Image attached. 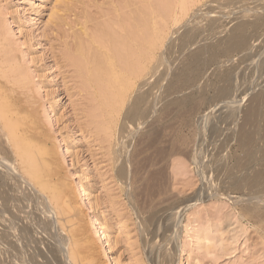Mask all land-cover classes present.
I'll return each instance as SVG.
<instances>
[{
  "label": "rangeland",
  "instance_id": "374dc122",
  "mask_svg": "<svg viewBox=\"0 0 264 264\" xmlns=\"http://www.w3.org/2000/svg\"><path fill=\"white\" fill-rule=\"evenodd\" d=\"M128 1L130 0H0V86L10 96L9 101L14 107L26 108L37 116L36 122L42 129L36 126L35 130L37 129V133L40 132L41 140L44 139L43 141L51 144L55 153V165L52 169L55 171L53 181L57 191L64 190L65 183L70 184L67 199L73 201L79 213L81 212V215L77 214L79 217L76 215L77 217L72 218V214L76 213L68 207V203L65 200L56 203L51 201V203V193H42L41 195L45 196L47 201L44 197L43 200L38 194L39 191L37 192V189L29 185L28 181H24L26 179L22 177L17 164H13V170L18 168L15 171L20 177L17 175V179H14L15 171L13 172L12 169L10 171V166L6 167L9 164L3 162L4 160L10 161V164L11 161L13 163L14 156L0 145V169L4 166L6 167L4 170L8 168V171L2 170L1 173L4 171L6 175H11V172L13 174L12 178L7 176L6 181L0 178V210H2L0 211V249L2 248L0 264H16L17 262H19L17 264L23 262L50 264L54 258L56 261L54 260L53 264L56 262L62 264L63 254L66 252L64 248L66 246L80 247L85 236L92 238L95 250L81 249L80 257L87 256L80 258L79 264H264V189H251L245 181L251 178L254 171L264 166V160H261L264 158L263 134L258 133L256 136L252 150L254 160L248 157L247 151L239 144L241 128L245 123L244 116L250 105L252 106L253 98L264 94V22L257 29H248V49L245 48L225 57L221 53L223 46L220 45L215 63L209 64L210 53L205 52L204 69L202 68L203 72L199 77L188 76L186 71L187 68H191L190 55L193 52L200 47H215L226 41L240 18L263 21L264 0H204L197 6H193L189 12L190 17L187 15L178 24H173L166 18L164 22H169L168 30H166L168 33L165 34L163 47L157 51L158 64L155 61L157 76H152L151 83L149 80L150 85L144 87L146 92L150 91V99L155 97V101L149 100L150 103L147 106L149 111L145 109L148 113L147 117L133 124L132 121L124 123L128 108L126 107L122 112L125 116L121 115L122 119L119 118L118 126L115 130L111 129L113 134L109 136L111 131L108 132L107 123L104 125L102 122L105 123L107 120L101 116L95 89L90 87L88 82L86 83V77L79 73L70 58L75 52L78 39L86 44L93 41L92 39L96 38L97 34L94 33L98 32V26L111 24L118 15L116 11L119 10L121 14ZM145 1L131 0L130 2L137 3V7L142 8ZM212 14L217 16L214 17ZM107 15L112 17L109 18ZM157 18L158 22L161 18ZM164 22L159 21V24ZM189 33L197 34V36L184 46V38ZM91 35L94 37L92 38ZM186 48L187 51H185ZM191 48L194 49L191 50ZM165 53L170 56L167 57ZM6 64L8 66H5ZM14 68H18V71H14ZM6 73L7 75H4ZM229 78L230 81H227ZM139 84L138 86L141 85ZM157 85L158 87L155 88ZM221 85L228 88L230 86L229 99L227 96L223 97L225 99L220 98L216 93ZM144 89L143 92H145ZM98 115L101 116V120ZM101 122L104 126L100 124ZM119 126L125 128L128 134L121 133L122 129ZM260 126L259 123L258 129ZM257 127L253 126L251 130H257ZM42 130L47 135L41 133ZM2 156L5 159H2ZM114 160L116 167L113 166ZM122 165H128L127 176L124 178L118 174ZM234 175L236 182L233 179ZM230 177L232 181L228 180ZM20 180L27 184L20 185ZM33 195L35 198L32 199ZM258 196H261L259 198L263 205L259 199L258 201L256 199L254 203L248 202L251 197L254 200ZM62 203H66L65 207ZM26 205L29 207L26 208ZM59 207L60 210H58ZM18 209L23 211L20 212ZM8 215L12 218L11 221ZM19 218L21 222L18 221ZM27 220L31 221L32 226ZM75 222L76 224H73ZM9 229L12 231L7 233ZM104 230L108 241L107 237L101 236ZM20 231L26 232L21 236ZM83 231L86 233L82 234ZM31 235L36 238V243ZM61 239L66 246L62 247ZM36 248L40 253L43 252V256ZM6 249H10L11 254ZM58 249L60 252L57 251ZM35 250L39 254H36ZM46 252L47 257H45ZM54 252L60 253L59 257L55 256L57 254ZM16 255L23 257L21 258L23 261L20 262V258ZM30 255L37 257L32 258ZM12 257L15 258L16 261H13L16 263L12 261ZM17 257L19 259H16ZM40 257L42 260L46 258H44L46 261L43 260L45 263L41 262L42 260L39 261ZM56 257L59 258L58 261ZM153 259L156 260L153 261Z\"/></svg>",
  "mask_w": 264,
  "mask_h": 264
},
{
  "label": "bare ground",
  "instance_id": "6f19581e",
  "mask_svg": "<svg viewBox=\"0 0 264 264\" xmlns=\"http://www.w3.org/2000/svg\"><path fill=\"white\" fill-rule=\"evenodd\" d=\"M131 1V0H130ZM130 1H128V3H126L125 5V8L124 10L126 11H122V13L120 14V11H116V18L114 19V21L111 23V24H114V25H111L109 23V26H107V24L104 26V25H99L98 26V32L97 33H94V34H97L96 35V38L95 39H92L93 41H91L90 43L86 44L84 41L78 39V41L76 42V47H75V52H73L74 54L71 55V61H72V64L78 69L79 73H81L82 76H85L87 81L86 83L88 82V84H90V87H93L95 89V93L97 95V99L98 101V107H99V110L101 112V116L104 117L107 122L103 124L107 125V129L109 130L108 132L111 131V129L115 130V128L118 126V122H119V118L121 117V115L123 114L122 112L125 111L126 107L127 108V112H125V115L123 114V116H125V120H124V123H127L128 121H132V124L133 122L135 121H138V120H141V119H145L148 115V113L145 112V109L146 111H149L147 109V106L149 105L150 101L149 100H154L155 101V97L154 99H150V94L149 92L145 91L144 87L147 86V85H150L149 84V80L152 76L155 75V71L157 70V66L155 64V61H156V58H157V51L163 47V44H164V39H165V34H166V30H168V23L167 21L164 22V20L166 18H168L169 21H172L173 24H178L179 22H181V20L183 18H185L187 15L189 16V12L190 10L193 8V6H197L198 4L202 3V1L204 0H146L144 2V6L141 7H137V3H131ZM133 1V0H132ZM223 1V0H222ZM227 1V0H226ZM229 1V0H228ZM261 1V0H260ZM140 2V1H139ZM253 2V1H252ZM256 2V1H255ZM226 3V2H225ZM235 3V1H234ZM247 4V2H245ZM119 5V4H118ZM117 5V6H118ZM122 5V4H121ZM216 5V4H215ZM220 5V4H219ZM224 5V4H223ZM243 5V4H242ZM249 5V4H248ZM253 5V4H252ZM260 5V4H259ZM212 6V4H211ZM214 6V5H213ZM218 6V5H217ZM238 6V5H236ZM247 6V5H246ZM119 7V6H118ZM209 7V5H208ZM226 7V5H225ZM239 7V6H238ZM251 7V6H250ZM195 8V7H194ZM218 8H221L220 6H218ZM227 8V7H226ZM235 8V7H234ZM233 8V9H234ZM248 8V7H247ZM246 8V9H247ZM252 8V7H251ZM122 8L120 7V10ZM216 9V8H215ZM244 9H245V6H244ZM243 9V11H244ZM250 9V8H249ZM229 11V9H227ZM235 10V9H234ZM241 10V9H240ZM208 11V10H207ZM211 11V10H209ZM213 11V9H212ZM211 11V12H212ZM215 11V10H214ZM217 11V10H216ZM225 11V10H224ZM237 11V10H236ZM234 12V11H233ZM232 12V13H233ZM242 12V10L240 11ZM245 12V11H244ZM243 12V13H244ZM260 12V11H259ZM258 12V14H259ZM263 11H261L262 13ZM216 13V12H214ZM229 13V12H228ZM237 13V12H236ZM230 14V13H229ZM228 14V15H229ZM235 14V12H234ZM246 14V13H245ZM213 15V14H212ZM216 15V14H215ZM215 15H213L215 17ZM109 17V15H107ZM114 16V15H113ZM166 16V17H165ZM208 16V15H207ZM217 16V15H216ZM224 16V15H223ZM222 16V17H223ZM233 16V15H231ZM230 16V17H231ZM248 16V15H247ZM251 16V15H250ZM264 16V14H263ZM112 16H110L109 18H111ZM161 18L160 20L158 18ZM190 17V16H189ZM212 17V16H210ZM221 17V18H222ZM229 17V16H228ZM252 17V16H251ZM156 18L158 19V22L156 20ZM195 18V17H194ZM199 18V17H198ZM205 18V17H204ZM219 18V17H217ZM215 18V19H217ZM234 18V17H233ZM260 18V17H259ZM113 19V18H112ZM201 19V18H200ZM208 19H209V16H208ZM263 19V17H262ZM110 20V19H108ZM184 20V19H183ZM202 20V19H201ZM207 20V19H206ZM220 20V19H219ZM222 20V19H221ZM220 20V21H221ZM253 20V19H252ZM159 21L161 22H164V23H160L159 24ZM191 21V20H190ZM199 21V20H198ZM205 21V20H204ZM219 21V22H220ZM197 22V20H196ZM206 22V21H205ZM233 22V21H232ZM263 21H259L258 20H254V21H250V20H247L244 19V18H240L239 20H237V22L235 23V21L233 23H235V25L233 26V31L230 35V37H228L226 39V41L220 43V44H217V46L213 47V46H204V47H200L197 51L193 52L191 55H190V63H191V68H187L186 71L188 73V76H192V77H199L202 72H203V63L205 64V62L203 61V57L206 56L205 52H209L210 53V58H209V64H211L210 62H214L216 61L217 59V56L219 55V50H220V45L223 46V49L221 50V53L222 55H225L228 56L234 52H238V51H242V50H245V48H247L248 46V37H247V32H249L250 28H254V29H257L260 27V24L263 23ZM192 23V22H191ZM194 23V22H193ZM198 23V22H197ZM202 23V21H201ZM215 23H216V20H215ZM222 23V22H221ZM225 23V22H224ZM223 23V24H224ZM98 24V23H97ZM190 24V23H189ZM219 24V23H217ZM228 24V23H227ZM195 25V24H194ZM199 25V24H198ZM216 25V24H215ZM231 25V24H230ZM113 26V27H112ZM187 26H189L187 24ZM192 26V24H191ZM217 26V25H216ZM222 26V24H221ZM170 27V26H169ZM178 27V25L176 26ZM214 27V26H213ZM96 28V27H95ZM215 28V27H214ZM172 29V28H171ZM192 29V27H191ZM209 29V27H208ZM249 29V30H248ZM186 30H189L186 28ZM211 30V29H210ZM209 30V31H210ZM213 30V28H212ZM216 30V29H215ZM214 30V31H215ZM262 30V29H261ZM180 31V30H179ZM182 31V30H181ZM199 31V30H198ZM201 31V30H200ZM217 32V31H216ZM259 32V31H258ZM168 33V32H167ZM185 33V32H184ZM192 33V32H191ZM187 34L184 38V46L188 43H190L191 41H193L195 39V37L197 36V34ZM214 33V32H212ZM199 34V33H198ZM168 35V34H167ZM185 35V34H184ZM89 36V35H88ZM92 36V35H91ZM94 36H92L93 38ZM167 37V36H166ZM201 37V36H200ZM254 37V36H253ZM90 38V37H89ZM202 38V37H201ZM87 39V38H86ZM182 39V38H181ZM259 39V38H258ZM85 40V39H84ZM180 40V39H179ZM252 41V39H251ZM88 42V40H87ZM196 43V41H195ZM203 43V42H202ZM209 43V42H208ZM204 44V43H203ZM212 44V43H211ZM213 45V44H212ZM251 45V44H250ZM249 45V46H250ZM254 46V44H253ZM174 47V46H173ZM176 47V46H175ZM180 47V46H179ZM192 47V46H191ZM195 47V46H194ZM251 47V46H250ZM249 48V47H248ZM247 48V49H248ZM173 49V48H172ZM181 49V47H180ZM194 49V48H193ZM191 48V50H193ZM211 49V50H210ZM246 49V50H247ZM179 50V49H178ZM190 50V49H188ZM168 51V50H167ZM172 51V50H171ZM175 51V50H174ZM173 51V52H174ZM187 51V48L186 50ZM252 51V50H251ZM181 52V51H179ZM168 53V52H167ZM175 53V52H174ZM185 53V52H184ZM182 53V55L184 54ZM188 53V52H187ZM247 54V52H245ZM257 53V52H256ZM235 54V53H234ZM239 54V53H238ZM166 55V53H165ZM162 56V55H161ZM160 56V57H161ZM167 57L170 56V55H166ZM172 57V56H171ZM222 57V56H221ZM255 57V56H254ZM159 58V57H158ZM205 58V57H204ZM259 58V57H258ZM251 59V58H250ZM261 59V58H260ZM158 60V59H157ZM230 60V59H228ZM233 60V59H232ZM246 61V60H244ZM243 61V62H244ZM254 61V60H253ZM163 64H164V61H162ZM157 63V61H156ZM166 63V62H165ZM207 63V62H206ZM253 63V62H252ZM2 64V63H1ZM158 64V63H157ZM162 64V63H161ZM12 65V64H11ZM5 66H8V64H6ZM249 66V65H248ZM2 67V66H1ZM162 67V66H161ZM6 68V67H5ZM203 68V69H202ZM163 69V68H162ZM166 70V68H165ZM12 71V70H11ZM14 71H18V68H14ZM185 71V70H184ZM160 72V71H159ZM2 73V72H1ZM164 73V72H163ZM186 73V72H185ZM229 73V72H228ZM247 73V72H246ZM9 74V73H8ZM12 73L10 72V75ZM223 74V73H222ZM4 75H7L4 74ZM215 75V74H214ZM228 75V74H227ZM233 75V74H232ZM235 75V74H234ZM157 76V75H155ZM154 76V77H155ZM181 76V75H180ZM186 76V75H185ZM218 76V75H217ZM221 76V75H220ZM231 77V76H230ZM184 78V77H183ZM187 78V77H186ZM226 78V77H224ZM6 79V78H5ZM12 79V78H11ZM14 79V78H13ZM16 79V78H15ZM152 79V78H151ZM4 80V79H3ZM166 80V78H165ZM186 80V79H185ZM199 80V79H198ZM212 80V79H211ZM264 80V79H263ZM14 81V80H13ZM16 81V80H15ZM143 81V82H142ZM152 80H150V83H151ZM217 81V80H216ZM227 81H230V78L227 80ZM3 82V81H1ZM9 82V81H8ZM142 82V83H141ZM155 82V81H154ZM189 82V81H188ZM225 82V81H224ZM223 82V83H224ZM264 82V81H263ZM141 85H140V84ZM185 84L187 83V80L184 82ZM220 83L222 84V82L220 81ZM138 84L140 86H138ZM157 84V83H156ZM163 84V83H162ZM232 84V83H231ZM238 84V83H237ZM87 85V84H85ZM155 85V84H154ZM158 85H160V83H158ZM155 86V88L158 87ZM171 85V84H169ZM178 85V84H177ZM193 85V84H192ZM152 86V85H151ZM176 86V85H175ZM20 87V86H19ZM149 87V86H148ZM161 87V86H160ZM178 87V86H177ZM197 87V86H196ZM220 87V86H219ZM218 87V88H219ZM222 87V85H221ZM219 89V91H217L216 93H218V96L220 98H223V97H228L229 93L230 92V86L229 88L227 86H224ZM151 88V87H150ZM150 88H147V89H150ZM162 88V87H161ZM160 88V89H161ZM164 88V87H163ZM179 88V87H178ZM235 88V87H234ZM90 89V88H89ZM88 89V90H89ZM144 89L145 92H143L142 90ZM172 89V88H171ZM193 89V88H191ZM158 90V89H157ZM236 90V89H235ZM180 91V90H179ZM160 93V92H159ZM19 94V93H18ZM153 94V93H151ZM158 95V93H156ZM166 94V93H165ZM174 94V93H173ZM215 94V93H214ZM91 95V94H90ZM247 95V94H246ZM257 95V94H256ZM155 96V95H154ZM165 96V95H164ZM232 96V95H231ZM238 96V95H237ZM9 97L7 92L3 91V88L0 86V145L1 146H4L3 148L6 149V152L8 153H11L13 156V159H14V162L12 163L11 161V164H10V161H4L3 162H6L8 163L9 165H6V167L10 166V171L11 169L13 170V166L15 164L18 165V168H19V171L22 173V177L26 180L24 181H28V183H30L29 185H32L35 189H37L36 191L38 192V194H46V193H51V197H50V202L51 201H55L56 202H63V200H65V202L68 203V207L71 208V210L76 213V214H72V218L74 217H77L78 215H81V212L79 213L78 211V208H77V205L72 203L71 201H69L67 198H68V194H69V185H67V183H65L63 186H64V190L62 191H57V186L54 184L55 182L53 181V175L55 172L54 169H52V167L55 165V153L53 152V147L51 146V144L49 145L46 141H43L41 140L40 138V135L39 133L36 132L35 128L36 126L40 127V125L36 122V119L35 117H37L36 115L34 116V113H31L29 111L26 110V108H22V107H14L11 102L9 101ZM17 97V96H16ZM163 97V96H162ZM243 97V96H241ZM251 97V96H250ZM24 98V97H23ZM167 98V97H166ZM169 98V97H168ZM204 98V97H203ZM234 98V97H233ZM253 98V97H252ZM251 98V99H252ZM171 99V98H170ZM200 99V98H199ZM225 99V98H223ZM223 99H220V100H223ZM229 99V97H228ZM239 99V98H238ZM13 100V98L11 99V101ZM18 100V99H17ZM161 100V99H160ZM163 100V98H162ZM204 100V99H202ZM201 100V102H203ZM219 100V101H220ZM227 100V99H226ZM225 100V101H226ZM241 100V99H240ZM234 101V100H233ZM252 106L250 105L249 107V110L248 112L246 113V116L245 117V120L243 123V127L241 128V132H240V136H239V144L240 146L245 149V151H247L248 153V157H250L251 159H253V148H254V145H255V140H256V136L258 133H262L263 134V138H264V94H259V96H256L253 98L252 100ZM13 102V101H12ZM15 102V101H14ZM20 102V101H19ZM162 102V101H161ZM169 102V101H168ZM200 102V101H199ZM200 102V103H201ZM217 102V101H216ZM17 103V102H15ZM25 103V102H24ZM172 103V102H171ZM204 103H205V100H204ZM221 103V102H219ZM230 103V102H228ZM233 103V102H232ZM152 104V103H151ZM155 104V103H153ZM157 104V103H156ZM155 104V105H156ZM160 104V102H159ZM231 104V103H230ZM238 104V103H237ZM21 105V104H20ZM23 105V104H22ZM129 105V106H128ZM221 105V104H220ZM219 105V106H220ZM235 105V104H234ZM97 106V105H96ZM218 106V107H219ZM153 107V105L151 106ZM150 107V108H151ZM156 107V106H155ZM228 107V106H227ZM97 108V107H96ZM215 108V107H214ZM224 108V107H223ZM156 109L158 110V107H156ZM167 109V108H166ZM216 109V108H215ZM214 109V110H215ZM98 110V108L96 109ZM152 110V108H151ZM150 110V111H151ZM155 110V109H154ZM201 110V109H200ZM223 110V109H222ZM99 112V113H100ZM157 112V111H156ZM210 112V111H209ZM216 112V111H215ZM152 114V112L150 113ZM149 114V115H150ZM205 114V112H204ZM203 114V115H204ZM154 115H157V114H154ZM153 115V116H154ZM202 115V114H201ZM100 117V120H101V116L98 115ZM97 117V118H99ZM151 117V116H150ZM148 117V118H150ZM203 117V116H202ZM147 118V119H148ZM155 118V116L153 117ZM166 118V116H165ZM103 119V120H105ZM122 119V117H121ZM120 119V120H121ZM124 119V118H123ZM152 119V118H150ZM98 120V119H97ZM204 119H202L203 121ZM127 121V122H126ZM142 121V120H141ZM146 121V120H145ZM197 121V120H196ZM201 121V120H200ZM217 121V120H216ZM102 122L100 124H102ZM140 122V121H139ZM204 122V121H203ZM243 122V121H242ZM241 122V123H242ZM122 123H123V120H122ZM237 123V121L235 122ZM260 123V128L258 129L257 125H259ZM99 124V122H98ZM102 124V125H103ZM131 124V125H132ZM138 124V123H136ZM146 124V123H145ZM204 124V123H202ZM216 124V123H215ZM230 125L232 124L231 121L229 123ZM240 124V123H239ZM101 125V126H102ZM103 125V126H104ZM129 125V126H131ZM102 126V127H103ZM122 126V125H121ZM124 126V124H123ZM134 126V125H133ZM132 126V127H133ZM141 125H139L140 127ZM199 126V125H198ZM257 127V130H251L252 127ZM101 127V128H102ZM126 127V126H125ZM137 127V126H136ZM204 128V126H202ZM239 127V126H238ZM104 128V127H103ZM120 128V126H119ZM129 128V127H128ZM217 128V127H216ZM219 128V126H218ZM40 129H42L40 127ZM106 129V128H105ZM122 129L121 133H124L126 132L123 128H120ZM119 129V131H120ZM135 129V128H134ZM137 129V128H136ZM237 129V128H236ZM239 129V128H238ZM33 130V131H31ZM103 130V129H102ZM117 130V129H116ZM130 130V129H129ZM200 130V129H199ZM41 131V130H40ZM43 131V130H42ZM104 131V130H103ZM106 131V130H105ZM118 131V132H119ZM132 131V130H131ZM141 131V129H140ZM239 131V130H238ZM101 132V131H100ZM107 132V131H106ZM104 132V133H106ZM107 132V134H108ZM205 132V131H204ZM41 133H45L44 131L41 132ZM120 133V132H119ZM127 133V132H126ZM125 133V134H126ZM233 133V132H232ZM46 134V133H45ZM112 131L110 132L109 136L112 135ZM128 134V133H127ZM42 135V134H41ZM47 135V134H46ZM43 134V136H46ZM106 135V134H105ZM118 135V133H117ZM121 135V134H120ZM233 135V134H232ZM107 136V135H106ZM109 136H107L108 138H110ZM115 136V135H114ZM113 136V137H114ZM119 136V135H118ZM125 136V135H124ZM203 136V135H202ZM223 136V135H222ZM221 136V137H222ZM225 136V135H224ZM259 136V135H258ZM112 137V136H111ZM117 137V136H116ZM115 137V138H116ZM120 137V136H119ZM123 137V135L121 136ZM128 137V136H127ZM198 137V136H197ZM231 138V136H229ZM130 138V137H129ZM258 138V137H257ZM260 138V137H259ZM112 139V138H111ZM110 139V140H111ZM117 139V138H116ZM121 139V138H120ZM132 139V138H130ZM197 139V138H196ZM227 140V139H226ZM234 140V139H233ZM107 141V140H106ZM116 141V140H115ZM118 141V139H117ZM197 141V140H196ZM121 142V140H120ZM230 142V141H229ZM124 143V142H123ZM133 143V141H132ZM262 143V142H261ZM111 144V143H110ZM117 144V143H116ZM115 144V145H116ZM119 144V143H118ZM117 144V145H118ZM125 144V143H124ZM200 144V143H199ZM220 144V143H219ZM133 145V144H131ZM258 145V144H257ZM260 145V144H259ZM121 146V145H120ZM122 146H124L122 144ZM129 146V145H128ZM138 146V145H136ZM117 147V146H115ZM132 147V146H131ZM224 147V146H223ZM122 147H120L121 149ZM130 147H128V152H130L129 149ZM136 148V147H135ZM216 148V147H215ZM218 148V147H217ZM222 148V147H220ZM260 148V146H259ZM115 149V148H114ZM205 149V148H204ZM112 150V149H110ZM125 150V148H124ZM123 150V152H124ZM127 150V149H126ZM218 151V150H217ZM220 151V150H219ZM261 151V150H259ZM117 152V151H116ZM119 152V150H118ZM126 152V151H125ZM221 152V151H220ZM7 153V154H8ZM215 153V152H213ZM225 153V152H224ZM255 153V151H254ZM258 153V152H257ZM1 154V153H0ZM112 154V153H111ZM130 154V153H129ZM129 154L127 156H129ZM222 154V153H221ZM121 155V153H120ZM125 155V153H124ZM220 155V154H219ZM262 155V154H261ZM114 156V155H113ZM126 156V155H125ZM124 156V157H125ZM197 156V155H196ZM119 157V155H118ZM217 157V156H216ZM215 157V158H216ZM225 157V156H224ZM261 157V156H260ZM1 158V157H0ZM121 158V156H120ZM119 158V159H120ZM198 158V157H197ZM223 158V156H222ZM2 159H5L3 158L2 156ZM116 160V158H114ZM261 159V158H260ZM259 159V160H260ZM115 160H114V164L113 166L115 165ZM222 160V159H221ZM220 160V161H221ZM250 160V159H249ZM254 160V159H253ZM261 160H264L261 159ZM2 161V160H1ZM16 161V162H15ZM119 161V160H118ZM121 161V160H120ZM130 161V160H129ZM219 161V162H220ZM243 161V160H242ZM57 162V160H56ZM127 162V161H125ZM203 162V161H202ZM215 162V161H214ZM213 162V163H214ZM227 162V161H226ZM250 162V161H248ZM120 163V162H119ZM128 163V162H127ZM205 163V162H204ZM207 163V162H206ZM221 163V162H220ZM247 163V162H246ZM257 163V162H256ZM14 164V165H13ZM57 164V163H56ZM121 164V163H120ZM125 164V163H124ZM219 163H217L218 165ZM226 164V163H225ZM264 164V163H263ZM1 165V163H0ZM119 165V164H117ZM129 165V164H128ZM127 165V166H128ZM195 165V164H194ZM221 166V164H219ZM224 166V164H222ZM261 165V164H260ZM4 166V165H2ZM1 166V167H2ZM12 166V168H11ZM127 166L126 165H122L120 167V169L118 170V174L120 175V177L124 178L125 176H127ZM216 166V165H215ZM226 166V165H225ZM239 166V165H238ZM241 166H242V163H241ZM255 166V165H253ZM258 166V165H257ZM4 166V168L0 169V178L1 180L3 181H6L7 179V176L9 178H12L11 175L12 172H11V175H6L4 171H8V168L7 170H4L6 168ZM116 167V166H114ZM113 167V168H114ZM213 167V166H212ZM252 167V165L250 166ZM18 168H14L13 172L15 171V169H18ZM60 168V167H59ZM129 168V167H128ZM220 168V167H219ZM218 168V169H219ZM242 168V167H241ZM240 168V169H241ZM248 169V167H246ZM223 169V168H222ZM221 169V170H222ZM255 169V168H254ZM4 170L2 173L1 171ZM130 170V168H129ZM225 170V169H224ZM251 170V168H250ZM253 170V169H252ZM58 171V169H57ZM199 171V170H198ZM231 171V170H230ZM234 171V170H233ZM209 172V171H208ZM8 173V172H7ZM16 173V171H15ZM57 173V172H56ZM55 173V174H56ZM249 173V172H248ZM253 173V172H252ZM10 174V173H9ZM59 174V173H57ZM117 174V172H116ZM129 174V173H128ZM234 174V173H233ZM240 174V173H239ZM243 174V173H242ZM17 173H16V176L14 175V179L17 177ZM21 175V174H20ZM251 175V173H250ZM249 175V176H250ZM19 176V175H18ZM55 176V175H54ZM57 176V175H56ZM129 176V175H128ZM229 176V175H228ZM231 176V175H230ZM237 176V174H236ZM236 176L234 175L233 176V179L236 178ZM247 176V175H246ZM20 177V176H19ZM21 177V178H22ZM58 177V176H57ZM118 177V176H117ZM22 178V179H23ZM61 178V177H60ZM17 179V178H16ZM20 179V178H19ZM56 179V178H55ZM54 179V180H55ZM128 179V178H127ZM232 179L231 177L228 178V180ZM232 179V180H233ZM241 179V178H240ZM9 180V179H8ZM230 180V181H232ZM237 180V179H236ZM2 181V183H4ZM55 181H58L55 180ZM60 181V180H59ZM223 181V180H222ZM235 181V179H234ZM248 184V186L251 188V189H261L263 188L264 189V166L258 170V171H254V174L251 176V178H249L248 180H245ZM10 182V180L8 181ZM12 182V180H11ZM23 182V180H22ZM21 180H20V185H21ZM127 182V181H126ZM125 182V183H126ZM236 182V181H235ZM238 182V181H237ZM1 183V184H2ZM14 183V182H12ZM222 183V182H221ZM6 184V183H5ZM4 184V185H5ZM8 184V183H7ZM24 184V183H22ZM27 184V182L25 183ZM25 184L23 186H25ZM245 184V183H244ZM3 185V184H2ZM1 185V186H2ZM10 185V183H9ZM223 185V184H222ZM234 185V184H232ZM231 185V186H232ZM235 185H237V183H235ZM22 186V187H23ZM28 186V185H27ZM243 186H246V185H243ZM6 187V186H5ZM32 187V188H33ZM234 187V186H233ZM1 188V187H0ZM21 188V187H19ZM14 189V188H13ZM12 189V190H13ZM30 189V188H29ZM245 189V188H244ZM9 190V189H8ZM27 190V189H26ZM32 190V189H31ZM33 191V190H32ZM57 191V192H56ZM216 191V190H215ZM31 192V191H30ZM36 192V194H37ZM204 192V191H203ZM252 192V191H251ZM13 193V192H12ZM16 193V192H15ZM35 193V192H34ZM32 194V193H31ZM37 194V196H38ZM201 194V193H200ZM19 195V194H18ZM27 195V194H26ZM35 195V194H34ZM32 196V199L35 198V196ZM214 195V193L212 194ZM262 195V194H261ZM17 196V195H16ZM42 196V195H41ZM221 196V195H220ZM46 200L45 196H42V199ZM71 197V196H70ZM250 197V196H249ZM261 196H258V198L255 197L254 200H252V197H251V200H248V202L254 201L257 199L260 200V202L262 201L261 198H259ZM6 198V197H5ZM9 198V197H8ZM38 198V197H37ZM36 198V199H37ZM41 198V197H40ZM264 198V197H263ZM26 199V198H25ZM43 199V200H44ZM41 200V199H40ZM244 200V199H243ZM12 201V200H10ZM25 201V200H24ZM37 201V200H36ZM47 201V200H46ZM245 201V200H244ZM5 202V201H4ZM27 202V201H26ZM38 202V201H37ZM49 202V200H48ZM49 202V203H50ZM193 202V201H192ZM246 202V201H245ZM8 203V202H6ZM6 203H5V206H6ZM42 203V202H41ZM52 203V202H51ZM256 203V202H255ZM264 203V202H263ZM10 204V203H9ZM35 204V203H34ZM33 204V205H34ZM38 204V203H37ZM44 204V203H43ZM66 204V203H65ZM65 204L62 203V206L64 205L65 207ZM259 204V203H258ZM262 204V202H261ZM260 204V205H261ZM25 205V203H24ZM58 205V204H57ZM257 205V203L255 204ZM263 205V204H262ZM3 206V205H2ZM4 206V207H5ZM21 206V205H20ZM19 206V208H20ZM28 205H26L25 207H27ZM32 206V205H31ZM253 206V205H252ZM9 207V205H8ZM61 207V206H60ZM60 207L58 208V210H60ZM2 208V207H1ZM25 208V209H26ZM257 208V207H256ZM259 208V207H258ZM262 209V207H260ZM259 208V209H260ZM21 209V208H20ZM20 209H18L20 211ZM23 209V208H22ZM32 209H33V206H32ZM9 210V209H8ZM16 210V209H15ZM30 210V209H29ZM28 210V212H29ZM2 211V210H0ZM7 211V210H6ZM10 211V210H9ZM12 211V210H11ZM23 211V210H21ZM20 211V212H21ZM27 211V209L25 210ZM34 211V210H33ZM32 211V212H33ZM260 211V210H259ZM28 212H24L25 214ZM19 213V212H18ZM23 213V212H22ZM31 213V211H30ZM8 214V213H6ZM38 214V213H37ZM69 213H67L68 215ZM78 214V215H77ZM10 215V214H9ZM9 217V220L11 221L12 218ZM14 215V214H13ZM23 217H24V214H22ZM35 215V214H33ZM52 215V214H51ZM77 215V216H76ZM264 215V214H263ZM262 215V217H263ZM5 216V215H4ZM16 216V215H15ZM14 216V218H15ZM30 216V215H29ZM53 216V215H52ZM70 216V215H69ZM1 217V216H0ZM20 217V216H19ZM32 217V215L30 216ZM79 217V216H78ZM11 218V219H10ZM22 218V217H21ZM26 218V217H25ZM36 218V217H34ZM38 218V217H37ZM61 218V217H59ZM4 219V218H3ZM67 219V218H66ZM70 219V218H69ZM68 219V220H69ZM76 219V218H75ZM7 220V221H9ZM15 219H13L14 221ZM17 220V219H16ZM28 220H31V219H28ZM27 220V221H28ZM33 220V219H32ZM64 220V218H63ZM77 220V219H76ZM151 220V219H149ZM148 220V221H149ZM154 220V219H153ZM3 221V220H2ZM18 221H20V218L18 219ZM27 221H25L27 223ZM40 221V220H39ZM43 221V220H42ZM71 222V220H69ZM179 221V220H178ZM21 222V221H20ZM30 222L31 224V221H28V223ZM61 222V221H60ZM73 222H74V219H73ZM144 222V221H143ZM146 222V221H145ZM144 222V223H145ZM177 222V221H176ZM12 223V222H11ZM62 223V222H61ZM81 223V222H80ZM95 222L93 221V224ZM142 223V224H144ZM155 223V222H154ZM8 224V222H7ZM6 224V225H7ZM16 224V223H15ZM25 224V223H24ZM73 224H76L73 223ZM159 224V222H158ZM17 225V224H16ZM27 225V224H25ZM147 225V224H146ZM149 225V224H148ZM157 225V223H156ZM156 225L153 226L156 227ZM9 226H10V223H9ZM21 226V225H20ZM18 226V227H20ZM23 226V224H22ZM29 226V225H28ZM32 226V224H31ZM30 226V227H31ZM48 226V225H47ZM63 226V225H62ZM72 226V225H71ZM83 226V225H82ZM143 226V225H142ZM159 226V225H158ZM24 227V226H23ZM29 227V228H30ZM84 227V226H83ZM82 227V228H83ZM147 227V226H145ZM151 227V225H150ZM5 228V227H4ZM7 228V227H6ZM17 228V227H16ZM32 228V227H31ZM64 228V227H63ZM88 228V227H87ZM33 229V228H32ZM32 229H30L32 231ZM44 229V228H43ZM142 229V228H140ZM146 229V228H145ZM148 229V228H147ZM7 230V229H6ZM11 229H9L7 231V233H9ZM15 230V229H14ZM2 231V230H1ZM12 231V230H11ZM16 231V230H15ZM18 231V230H17ZM16 231V232H17ZM22 231V230H21ZM20 231V232H21ZM36 231V229H35ZM55 231V230H54ZM146 232V230H142V232ZM148 231V230H147ZM154 231V230H152ZM4 232V230H3ZM26 231H23L21 232V236L22 234L24 233L25 234ZM44 232V231H43ZM84 232V231H83ZM99 232V231H98ZM149 233L151 231H148ZM6 233V235L8 236V234ZM30 232H28L29 234ZM33 233V232H31ZM49 233V232H47ZM86 232L82 233V234H85ZM17 234V233H16ZM19 234V233H18ZM27 234V233H26ZM27 234V235H28ZM37 234V233H36ZM44 234V233H43ZM50 234V233H49ZM55 234V233H54ZM101 234V233H100ZM105 234V230L102 232L101 236H103ZM155 234V233H154ZM10 235V234H9ZM14 235V234H13ZM33 236V235H31ZM81 236V235H80ZM145 236V235H143ZM152 236L153 233H152ZM10 237V236H8ZM20 237V235H19ZM28 237V236H26ZM56 237V236H55ZM59 237V235H58ZM79 237V236H78ZM77 237V238H78ZM103 237H107V236H103ZM155 237V236H154ZM4 238V237H3ZM13 238V237H11ZM32 238V237H31ZM41 238V237H40ZM80 238V237H79ZM78 238V239H79ZM104 238V239H105ZM147 239V237H145ZM173 238V237H172ZM1 239V238H0ZM22 239V237H21ZM24 239V237H23ZM33 239H35V243L37 242L36 238H34L33 236ZM57 239V238H56ZM65 239V238H64ZM72 239V238H71ZM69 239V240H71ZM74 239H76V237H74ZM73 239V240H74ZM92 238H88L85 236V238H83V243H81L82 245H80V247H72L70 246L71 248L67 247L65 244H64V240L61 239V244L63 243L62 247L63 246H66L64 249H65V255L68 254L67 256H64V261L63 259L61 261H63V263L65 262L66 264H79V261H80V258H83V256H87V255H83L82 257L81 256V249H89L90 251H94L95 248L93 247V243L91 241ZM12 240V239H11ZM15 239H13L14 241ZM19 240V239H18ZM31 240V239H30ZM41 240V239H40ZM43 240V239H42ZM63 240V241H62ZM106 240V239H105ZM145 240V239H144ZM172 240V239H171ZM25 241V240H23ZM27 241V239H26ZM25 241V242H26ZM31 241H34V240H31ZM56 241V240H55ZM68 241V240H67ZM66 241V242H67ZM75 241V240H74ZM107 241H108V237H107ZM152 241H154L152 239ZM9 242V241H8ZM18 242V241H17ZM43 242V241H42ZM47 242V241H46ZM45 242V243H46ZM149 242V240L147 241ZM168 242V241H167ZM166 242V243H167ZM14 243V242H13ZM29 243V242H28ZM34 243V242H33ZM41 243V242H40ZM44 243V244H45ZM75 243V242H74ZM73 245H77V244H74ZM145 243V242H144ZM152 243V242H151ZM12 244V243H11ZM39 244V243H38ZM50 245H52L51 243H49ZM69 244V242H68ZM67 244V245H68ZM146 244V243H145ZM148 244V243H147ZM10 245V244H8ZM13 245V244H12ZM21 245V244H20ZM40 245V244H39ZM71 245V244H70ZM166 245V244H165ZM23 246V245H22ZM36 246V245H35ZM42 246V245H40ZM53 246V245H52ZM69 246V245H68ZM79 246V245H78ZM147 246V245H145ZM150 246V245H149ZM1 247V246H0ZM46 247V246H45ZM49 247V246H48ZM51 247V246H50ZM62 247H59V248H62ZM97 247V246H96ZM30 248V247H29ZM35 248V247H34ZM42 248V247H40ZM39 248V249H40ZM52 248V247H51ZM55 248V246H54ZM67 248V250H66ZM153 248V247H152ZM2 249V248H1ZM0 249V250H1ZM38 250V248H36ZM44 249V248H43ZM42 249V250H43ZM49 249V248H48ZM47 249V250H48ZM53 249V248H52ZM148 249H151L148 247ZM147 249V250H148ZM7 250V249H6ZM41 250V251H42ZM45 250V249H44ZM43 250V251H44ZM9 251L8 253H10V249L7 250ZM36 251V250H35ZM39 251V250H38ZM54 251V250H52ZM59 251V249L57 250ZM56 251V252H57ZM62 251V250H61ZM68 251V253H67ZM2 252V251H1ZM18 252V251H17ZM48 252V251H47ZM47 252H46V256L47 257ZM51 252V251H50ZM60 252V251H59ZM151 252V251H150ZM6 252V254H8ZM32 252H30L31 254ZM38 252L36 251V254ZM40 253V251H39ZM38 253V254H39ZM52 253V252H51ZM55 253V252H54ZM1 254V253H0ZM11 254V253H10ZM13 254V253H12ZM40 254H42L43 256V252H41ZM57 254V253H55ZM53 254V255H55ZM90 254V253H89ZM93 254V252H92ZM167 254V253H166ZM15 255V254H14ZM51 255V254H50ZM58 255H60V253H58L57 257H59ZM153 255V254H152ZM9 257V255H7ZM11 256V255H10ZM18 256V255H16ZM24 256V255H23ZM32 256V255H30ZM35 257V255H33ZM32 256V258H33ZM52 256V255H51ZM54 256V257H55ZM90 256V255H88ZM3 257V255L1 256ZM14 257V256H13ZM12 257V261L15 260V258ZM19 257V256H18ZM16 258V259H19V258ZM37 257V256H36ZM35 257V258H36ZM39 257V256H38ZM44 257V258H45ZM48 257H49V253H48ZM57 261L59 260V258H57ZM155 257V256H154ZM158 256H156L155 258H157ZM10 258V257H9ZM23 258V257H21ZM20 258V262H21V259ZM25 258V256H24ZM30 258V257H29ZM34 258V260H35ZM41 259L39 261L42 260V257H40ZM43 258V260H45ZM62 258V257H61ZM91 258V257H89ZM150 258H153V257H150ZM1 259V258H0ZM48 259V258H47ZM50 259V258H49ZM48 259V260H49ZM53 259V257H52ZM94 259V258H93ZM92 259V260H93ZM9 260V259H8ZM28 260V259H26ZM41 261V262H44V261ZM55 260V258H54ZM52 260V263L50 264H53V261ZM91 260V259H90ZM89 260V261H90ZM156 260V259H153V261ZM169 260V259H168ZM5 261V260H4ZM6 261H7V258H6ZM11 261V259H10ZM8 261V262H10ZM16 261V260H15ZM13 261V262H15ZM19 261V260H17ZM23 261V260H22ZM25 261V260H24ZM30 261V260H29ZM46 261V260H45ZM56 261V260H55ZM54 261V262H55ZM28 262V261H27ZM26 262V263H27ZM33 262V261H32ZM37 262V261H36ZM50 261H48L49 263ZM16 263V262H15ZM19 263V262H17ZM16 263V264H17ZM25 264V262H23ZM21 263V264H23ZM31 263V261L29 262ZM45 263V262H44ZM62 263V264H63ZM28 264V263H27ZM35 264V262H34ZM37 264V263H36ZM43 264V263H41ZM55 264H59L58 262H56ZM81 264V263H80ZM86 264V263H85ZM93 264V263H92Z\"/></svg>",
  "mask_w": 264,
  "mask_h": 264
}]
</instances>
